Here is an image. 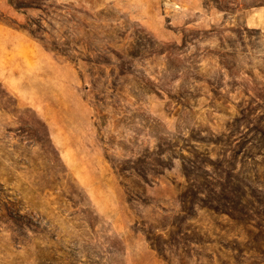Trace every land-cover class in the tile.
<instances>
[{
  "label": "rangeland",
  "instance_id": "1",
  "mask_svg": "<svg viewBox=\"0 0 264 264\" xmlns=\"http://www.w3.org/2000/svg\"><path fill=\"white\" fill-rule=\"evenodd\" d=\"M264 0H0V264H264Z\"/></svg>",
  "mask_w": 264,
  "mask_h": 264
},
{
  "label": "crops",
  "instance_id": "2",
  "mask_svg": "<svg viewBox=\"0 0 264 264\" xmlns=\"http://www.w3.org/2000/svg\"><path fill=\"white\" fill-rule=\"evenodd\" d=\"M244 12L245 26L264 33V5L250 7Z\"/></svg>",
  "mask_w": 264,
  "mask_h": 264
}]
</instances>
